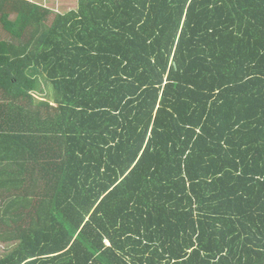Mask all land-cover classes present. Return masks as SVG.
<instances>
[{"label": "trees", "instance_id": "obj_1", "mask_svg": "<svg viewBox=\"0 0 264 264\" xmlns=\"http://www.w3.org/2000/svg\"><path fill=\"white\" fill-rule=\"evenodd\" d=\"M76 7L0 0V264H264V0Z\"/></svg>", "mask_w": 264, "mask_h": 264}, {"label": "rangeland", "instance_id": "obj_2", "mask_svg": "<svg viewBox=\"0 0 264 264\" xmlns=\"http://www.w3.org/2000/svg\"><path fill=\"white\" fill-rule=\"evenodd\" d=\"M34 2H38L42 5H47L54 10L55 13H65L69 10L76 9L77 0H31ZM3 27L0 24V39H9L7 34L3 31ZM53 91L51 87L48 86L47 83L43 81V85L41 87V91L36 93V97L41 100L53 101ZM52 94V95H51ZM9 246L0 242V256L4 255L8 250Z\"/></svg>", "mask_w": 264, "mask_h": 264}]
</instances>
